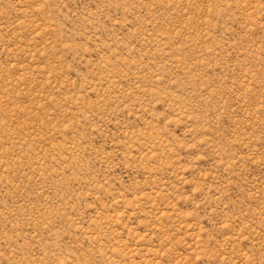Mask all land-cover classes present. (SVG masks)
I'll return each instance as SVG.
<instances>
[{"label": "rangeland", "instance_id": "rangeland-1", "mask_svg": "<svg viewBox=\"0 0 264 264\" xmlns=\"http://www.w3.org/2000/svg\"><path fill=\"white\" fill-rule=\"evenodd\" d=\"M0 264H264V0H0Z\"/></svg>", "mask_w": 264, "mask_h": 264}]
</instances>
